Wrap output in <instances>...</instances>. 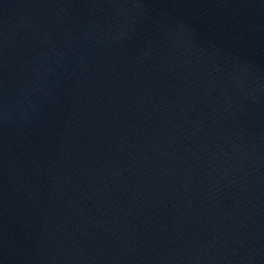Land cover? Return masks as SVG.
I'll return each instance as SVG.
<instances>
[{
	"label": "water",
	"instance_id": "obj_1",
	"mask_svg": "<svg viewBox=\"0 0 264 264\" xmlns=\"http://www.w3.org/2000/svg\"><path fill=\"white\" fill-rule=\"evenodd\" d=\"M0 264H264V0H0Z\"/></svg>",
	"mask_w": 264,
	"mask_h": 264
}]
</instances>
